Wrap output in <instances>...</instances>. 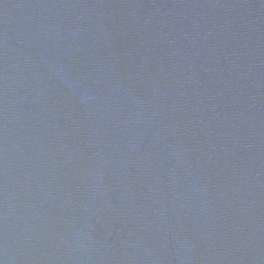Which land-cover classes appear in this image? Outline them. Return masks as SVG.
I'll use <instances>...</instances> for the list:
<instances>
[{
  "label": "water",
  "instance_id": "95a60500",
  "mask_svg": "<svg viewBox=\"0 0 264 264\" xmlns=\"http://www.w3.org/2000/svg\"><path fill=\"white\" fill-rule=\"evenodd\" d=\"M0 264H264V0H0Z\"/></svg>",
  "mask_w": 264,
  "mask_h": 264
}]
</instances>
